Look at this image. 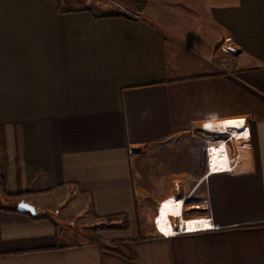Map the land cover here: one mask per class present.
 Here are the masks:
<instances>
[{
    "label": "crops",
    "instance_id": "1",
    "mask_svg": "<svg viewBox=\"0 0 264 264\" xmlns=\"http://www.w3.org/2000/svg\"><path fill=\"white\" fill-rule=\"evenodd\" d=\"M96 1L0 0V264H264V0ZM172 198L212 228L159 233Z\"/></svg>",
    "mask_w": 264,
    "mask_h": 264
},
{
    "label": "rangeland",
    "instance_id": "2",
    "mask_svg": "<svg viewBox=\"0 0 264 264\" xmlns=\"http://www.w3.org/2000/svg\"><path fill=\"white\" fill-rule=\"evenodd\" d=\"M96 3H98L97 5H101L103 10L105 9L106 5L103 3L102 0L96 1L95 4ZM114 9L115 10L111 11L113 14L115 12L116 14L121 15L120 9H118V8H114ZM117 11H118V13H117ZM111 12L110 13H104V14L108 15V14H111ZM170 200L173 202V204L175 205V207L178 211V213L175 215L177 217V216H179V214L181 212L180 211V202H178L174 198H172ZM0 205L7 206V207L11 206V204L4 202L1 198V196H0ZM148 212L150 214L153 211L150 210ZM53 219L56 222H60L59 217L53 216ZM132 222L137 225L138 238H143L145 235V229L147 230V228L143 225V222L141 220V216H138V218L136 217L133 220H130L129 217L126 215L113 216V218H111V219H103V220L96 219L93 217L91 219H89L87 217H82V218L78 219L77 222L75 223V225H73V226L66 227L65 225H63V223H60V224H61V227L67 228V229H63V230H66V233L68 235H70V234L72 235V236L67 237L66 242H65L66 244H81V243H86L88 241L91 242L90 236H94V235H98L105 242V238H104V236H102V234L107 233V232H125V231H128L130 229V225L132 224ZM120 242H122V241H120Z\"/></svg>",
    "mask_w": 264,
    "mask_h": 264
},
{
    "label": "built area",
    "instance_id": "3",
    "mask_svg": "<svg viewBox=\"0 0 264 264\" xmlns=\"http://www.w3.org/2000/svg\"><path fill=\"white\" fill-rule=\"evenodd\" d=\"M217 135L223 139H226V140H228L230 138L234 139L236 141H239V142H244V141L249 140V131L247 130L246 127H237L235 129H227L225 131H218ZM212 149H219L220 150V147L211 146L208 148L209 173L221 170L226 166V157H225L224 153L222 154V152H220L219 156H218V158L220 159V163L217 165V167H215V168L212 167V162H211L212 161L211 160V150ZM178 201L183 202V205H182V212H183V208L185 206V201L184 200H178ZM163 204L164 203H162L161 206ZM205 205H206V201L203 200L200 204L195 205V207H196V209H201ZM181 216H182V213L177 218H176V216L170 217V221H172V224L174 225V232L171 235H175L181 231L186 232V233L191 232V231H196L195 229H189V227H187V224H188L187 222H191V221H195V220H189V221H185V223H183V221L181 220ZM200 222H204V221L200 220ZM154 223H155V227H156L157 231L159 233L165 235L164 233L161 232V230L158 227V216L155 218ZM207 228H212V227H203L202 226L200 229H197V230L207 229ZM166 236H168V235H166Z\"/></svg>",
    "mask_w": 264,
    "mask_h": 264
},
{
    "label": "bare ground",
    "instance_id": "4",
    "mask_svg": "<svg viewBox=\"0 0 264 264\" xmlns=\"http://www.w3.org/2000/svg\"><path fill=\"white\" fill-rule=\"evenodd\" d=\"M219 153H220V151H219ZM218 156H219V154H218ZM211 158H212L211 160L213 161V156H211ZM217 160H218V164H219L220 159L218 157H217ZM177 213H178V211L170 199L165 201L164 204L158 210V214H157V216H158V227L161 230V232L164 233L165 235L173 234L174 225L172 224V221H170V217L175 216ZM183 223H185V221H183ZM187 223H188L187 227H189V229H195V230L200 229L203 225L204 226L208 225V224H204L205 222H200V220H195V221H191V222H187Z\"/></svg>",
    "mask_w": 264,
    "mask_h": 264
},
{
    "label": "trees",
    "instance_id": "5",
    "mask_svg": "<svg viewBox=\"0 0 264 264\" xmlns=\"http://www.w3.org/2000/svg\"><path fill=\"white\" fill-rule=\"evenodd\" d=\"M112 16H121V15L114 14ZM0 186L2 187V189L4 190V194L8 198L15 199V198L26 196V194H19V195H10V194H8L7 191L5 190V181H4L3 177L1 176V173H0ZM136 209H137V205H136ZM7 210H11V209H7ZM16 211H18V210H16ZM136 217L138 218V214H136ZM35 218H38V217H35ZM111 218H113V216L106 217L104 219H111ZM96 219H99V218L96 217ZM139 239H141V238H139ZM90 241L92 243L98 244L99 246H101L102 249H106V250H112V251H116L117 252L119 249L123 248V242H120V241L114 243L113 247L107 246L105 244V242L102 240V238L99 237L98 235L90 236ZM56 248H60V247L57 246Z\"/></svg>",
    "mask_w": 264,
    "mask_h": 264
},
{
    "label": "water",
    "instance_id": "6",
    "mask_svg": "<svg viewBox=\"0 0 264 264\" xmlns=\"http://www.w3.org/2000/svg\"><path fill=\"white\" fill-rule=\"evenodd\" d=\"M17 210L21 213H30L31 215H36V210L34 206L26 203V202H20L17 206Z\"/></svg>",
    "mask_w": 264,
    "mask_h": 264
}]
</instances>
